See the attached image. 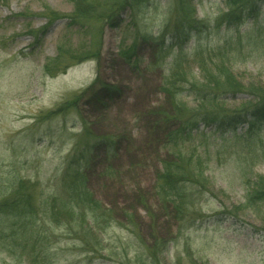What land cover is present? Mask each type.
Returning <instances> with one entry per match:
<instances>
[{"label":"rangeland","instance_id":"1","mask_svg":"<svg viewBox=\"0 0 264 264\" xmlns=\"http://www.w3.org/2000/svg\"><path fill=\"white\" fill-rule=\"evenodd\" d=\"M85 1L83 22L76 24L70 18L77 0H0V200L21 181L38 185L35 197L40 190L56 194L86 125L96 135L113 137L115 143L112 151L92 150L87 167L95 197L129 228L109 230L110 246L135 242L127 251L130 257L139 249L128 222L133 215L134 231L147 244L167 240L159 264H190L192 258L208 264H264V215L241 208L247 189L264 174V126L253 141L213 127L193 132L183 150L203 156L208 180L194 188V207L201 215L181 221L173 206L165 207L156 193L162 160L175 158L173 151L161 146L168 129L159 112L166 98L161 87L178 49L160 62L155 45L142 40L132 62L120 53L134 41L136 26L157 34L170 17L169 0H146L135 18L131 9L121 8L108 20L104 14L120 0ZM194 1L197 17L208 27L185 43L181 57L189 62V76L198 78L200 55L206 57L227 38L235 43L239 36L218 24L229 10L226 0ZM259 23L262 29L253 32L257 46L245 42L242 48L232 44L230 50L237 78L263 85L264 8ZM71 98L78 99L66 112L49 114ZM52 228L58 264H124L113 254L97 258L83 252L77 239L62 235V227ZM89 257L96 259L90 263ZM0 264L19 263L2 252Z\"/></svg>","mask_w":264,"mask_h":264},{"label":"trees","instance_id":"2","mask_svg":"<svg viewBox=\"0 0 264 264\" xmlns=\"http://www.w3.org/2000/svg\"><path fill=\"white\" fill-rule=\"evenodd\" d=\"M120 1H116L104 14V20L115 17L121 8L131 9L135 18L138 8L146 2ZM97 3H92V6L97 7ZM168 3L170 17L157 34L146 26H136L134 23L137 28L135 39L127 48L122 47L120 53L132 62L142 40L155 45L156 62H160L175 48L178 49L171 63L170 75L161 87L166 98L159 112L160 122L168 129L161 146L173 151L175 158L162 160V168L157 174L156 193L165 207L173 206L181 221H190L201 215V210L194 207V188L204 186L208 180L203 156L197 151L186 153L183 150V145L190 140L193 132L201 126L213 127L221 134L232 133L236 138L253 141L264 126V84L240 81L232 70L230 50L232 44L242 48L245 42L257 46L253 32L262 29L259 18L264 0H226L229 10L218 20V24L226 25L239 37L235 43L225 39L223 45L208 51L204 58L200 55L198 78L189 76V62L181 57V53L185 43L208 24L197 17L194 0H169ZM87 5L85 0H77V7L70 18L73 23L82 24L85 16L82 9ZM245 25L249 28L241 32ZM253 25L257 26L251 28ZM183 70L186 72L183 73ZM98 81L96 79L94 82ZM76 99L62 101L49 114L54 116L66 112ZM244 129V134H238L239 130ZM82 132L81 140L75 144L66 161L61 187L56 194H45L40 190L35 197L34 188L38 185L21 181L9 196L0 200V253L19 264H58L59 254L54 252L58 240L52 228L55 224L63 228L62 235L78 240L81 251L97 258L109 253L124 264H159V254L165 252L167 240L157 238L153 244H147L134 231L133 215L128 217V222L133 225L131 232L139 239V249L135 250V254L131 257L127 254L135 246L133 241L128 240L127 244L120 242L117 248L106 242L109 230L129 228L119 220L114 209L95 197L88 184L87 167L91 151L104 147L112 151L114 138L96 135L86 125ZM241 208L264 215V174L258 176L247 189ZM116 249L122 254H118ZM88 259L92 263L96 258ZM190 264L208 262L192 258Z\"/></svg>","mask_w":264,"mask_h":264}]
</instances>
